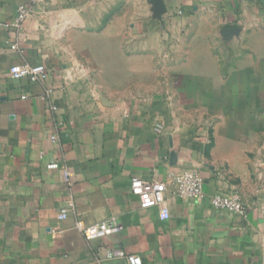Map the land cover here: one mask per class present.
I'll list each match as a JSON object with an SVG mask.
<instances>
[{
	"label": "crops",
	"instance_id": "1",
	"mask_svg": "<svg viewBox=\"0 0 264 264\" xmlns=\"http://www.w3.org/2000/svg\"><path fill=\"white\" fill-rule=\"evenodd\" d=\"M30 3L0 0V264H264V0H38L13 27ZM189 172L203 201L174 193ZM132 178L166 185L168 220ZM235 192L244 214L211 205Z\"/></svg>",
	"mask_w": 264,
	"mask_h": 264
},
{
	"label": "built area",
	"instance_id": "2",
	"mask_svg": "<svg viewBox=\"0 0 264 264\" xmlns=\"http://www.w3.org/2000/svg\"><path fill=\"white\" fill-rule=\"evenodd\" d=\"M38 0H31L28 5L20 6L17 10V16L14 19L12 26L19 28L23 22L30 16L33 4ZM17 53H20L16 45L10 47ZM45 72L44 66H32L30 64H17L11 67L10 76L12 79L19 80L28 78L31 82H37L40 76ZM171 186L174 193L187 200L200 202L205 199L202 190V179L196 172H189L186 174H178L173 176ZM131 194L136 197L140 205L144 208L157 207L159 209V218L161 220H168L170 218L169 208L166 204L164 193L166 185L156 182L147 181L140 178H132L130 181ZM211 205L218 210H225L228 212L244 214L245 208L241 198L237 192L229 197L214 196L210 200ZM72 206H68L60 210L58 215L59 220L67 218L69 210ZM77 228L86 241H94L104 239L108 236L118 234L122 230L121 222L111 217L101 222H96L91 225H83L81 222L76 223ZM105 260L123 259L126 264H143L140 256L127 254L120 248L107 249L104 255Z\"/></svg>",
	"mask_w": 264,
	"mask_h": 264
}]
</instances>
